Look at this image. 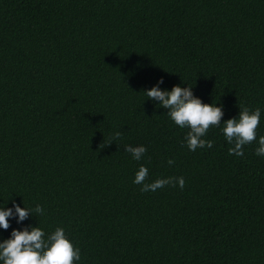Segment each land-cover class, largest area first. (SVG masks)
Here are the masks:
<instances>
[{"label": "trees", "instance_id": "obj_1", "mask_svg": "<svg viewBox=\"0 0 264 264\" xmlns=\"http://www.w3.org/2000/svg\"><path fill=\"white\" fill-rule=\"evenodd\" d=\"M161 79L222 108L212 148L190 151L144 95ZM243 107L261 110L257 140L230 156ZM261 136L264 0H0V208L31 211L0 242L63 228L75 264H264ZM141 165L185 187L142 192Z\"/></svg>", "mask_w": 264, "mask_h": 264}, {"label": "clouds", "instance_id": "obj_2", "mask_svg": "<svg viewBox=\"0 0 264 264\" xmlns=\"http://www.w3.org/2000/svg\"><path fill=\"white\" fill-rule=\"evenodd\" d=\"M163 82L161 79L157 86L144 95L149 100L158 101L159 107L167 110V115L177 126L190 129L185 136L190 151L194 152L205 146L212 148L213 141L205 140L203 137L210 127L221 125L224 115L222 108L202 103L200 99L193 96L192 87L189 86L186 88L174 86L170 92L161 90L159 85ZM239 110L238 118L229 119L223 123L222 132L227 142L232 145L228 154L243 157L244 146L257 140L256 130L260 124L261 110L256 108L250 111L247 107ZM120 135L116 132L114 138L119 139ZM124 150L137 161L141 160L147 151L144 146H126ZM255 154L264 156V136L259 138ZM167 163L172 165L175 161L170 159ZM148 174V168L141 165L135 175L134 183L142 185V192H155L168 185L173 187L178 185L181 190L185 187L183 177L159 178L154 182L146 183ZM34 211L37 214H43V209L39 205ZM30 214L29 209L21 208L16 204H13V208L6 210L0 208V229H9V218L18 217L17 223L20 224L28 219ZM79 260L80 250L73 246L63 228H56L47 239H45L44 231L38 226H29L23 230L14 229L9 239L0 242V261L3 264H75Z\"/></svg>", "mask_w": 264, "mask_h": 264}]
</instances>
